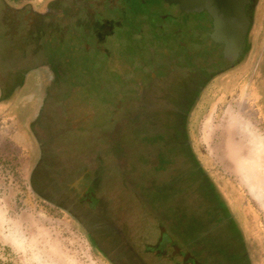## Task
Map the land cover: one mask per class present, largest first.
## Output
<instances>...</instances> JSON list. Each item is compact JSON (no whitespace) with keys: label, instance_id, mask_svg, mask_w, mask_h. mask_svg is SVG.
Segmentation results:
<instances>
[{"label":"flooded vegetation","instance_id":"af4514ba","mask_svg":"<svg viewBox=\"0 0 264 264\" xmlns=\"http://www.w3.org/2000/svg\"><path fill=\"white\" fill-rule=\"evenodd\" d=\"M3 2L17 32L34 31L31 33L46 36L49 64L55 67L53 76L60 74L64 66L65 56L57 54L62 42L67 51L69 47L80 50L91 70L92 64L99 68L96 79L87 68L74 69L75 75L82 69L90 76L78 79L83 80L80 86L86 95L84 100L92 101L88 95L109 93L101 102L105 111L100 116L112 125L111 135L114 120L120 115L151 173L146 174L139 190L133 188V199L138 195L143 202L136 200L139 209H115L108 191L114 186L111 164L115 159L109 154L103 156L102 150L96 149L98 155L78 158V165L82 162L79 167L71 161L50 162L33 124L48 100L47 92L65 105L74 90L51 86L28 124L38 145V157L30 174L36 194L76 219L113 264H184L182 256L172 253L174 245L182 253L190 252L201 264H264V228L255 227L245 203L235 205L238 196H232L204 163L191 136L192 117L205 101L210 85L217 81L228 87L237 72L253 64L248 63L249 58L256 53L252 51L258 48V37L264 34V1L250 0L247 4L250 22L243 50L231 63L226 62L222 45L209 36L212 19L206 12L178 15L176 6L162 0H46L40 9L34 0ZM156 30L162 35L152 47L154 59L147 45L151 32ZM134 32L142 36L143 45L134 42ZM71 34L76 38L72 39ZM119 35L124 41L112 46ZM170 56L174 60L165 65ZM12 70L15 75L20 68ZM22 74L23 82L13 79L10 85L16 83L9 89L0 83V102L17 100L27 71ZM104 88L106 93H102ZM58 89L65 96L56 99ZM82 112L83 118L96 111L86 107ZM77 167L79 170H75ZM120 167L119 174L125 179L119 185L123 186L125 180L124 186L128 187L130 175L124 170L129 167ZM150 203L160 209H151ZM152 212L156 215L157 233L150 231ZM132 214L139 216L137 237L130 231ZM160 226L164 227L162 234Z\"/></svg>","mask_w":264,"mask_h":264},{"label":"rangeland","instance_id":"374dc122","mask_svg":"<svg viewBox=\"0 0 264 264\" xmlns=\"http://www.w3.org/2000/svg\"><path fill=\"white\" fill-rule=\"evenodd\" d=\"M4 1L14 3V0ZM34 1H38V9L46 2ZM6 7L0 0V83L9 89L16 82H23L22 72L27 71V75L17 100L0 102V264H113L95 247L76 219L33 190L30 174L38 157V145L28 124L43 103L47 89L63 85L69 91L73 87V95L65 105L47 92L48 100L34 124L38 129L36 135L43 145L44 156L53 164L71 161L76 167L79 157L98 155L96 149H101L103 156L109 154L108 157L115 159L111 164L114 186L108 189L115 209H139L136 200L143 203L138 195L133 199L136 193L133 188L139 190L146 174L151 175L145 168V157L126 131L120 115L116 116L110 135L112 125L100 116L105 111L100 107L101 102L109 93L88 95L92 101L84 100L86 95L80 86L83 80L78 79L90 76L96 79L99 68L92 64L91 70L80 50L69 47L67 51L62 42L57 54L65 56L64 66L59 69L60 74L53 76L55 67L49 64L46 36L31 33L34 31L17 32L18 27L9 20ZM71 38L76 36L71 34ZM258 38V48L252 51L256 53L248 61L253 64L237 72L228 87L217 81L210 85L205 101L192 117L191 136L204 163L228 187L232 196H238L235 205L245 203L255 227L264 228V34ZM120 39L116 38L111 45L115 47ZM80 66L87 68L90 76L82 69L75 75L74 69ZM18 68V74L10 72ZM13 79L16 82L11 86ZM58 90L56 99L65 96ZM86 107L96 112L82 118ZM89 149H93L91 154ZM120 165L129 167L124 170L130 175L128 187L124 186L125 180L123 186L119 185L125 179L119 174ZM78 167L75 170H79ZM150 208L160 209L151 203ZM138 217L132 214L130 219L134 237L140 234ZM155 217L152 212L150 231L157 233ZM162 223L169 227L165 221Z\"/></svg>","mask_w":264,"mask_h":264},{"label":"water","instance_id":"95a60500","mask_svg":"<svg viewBox=\"0 0 264 264\" xmlns=\"http://www.w3.org/2000/svg\"><path fill=\"white\" fill-rule=\"evenodd\" d=\"M167 4L177 7L178 15H185L191 12H206L212 19V30L209 33L210 38L216 43L222 45V53L225 55L226 62L236 60L243 50V43L249 26V19L246 14V6L250 0H162ZM162 32L156 30L151 32L148 42L151 48L149 54L154 58L152 47L159 42ZM119 45L124 41L119 35ZM135 43H141L142 36L138 32L132 33ZM134 43V44H135ZM138 51V46H135ZM155 59V58H154ZM174 59L170 56L165 65ZM161 234L164 233V227L160 226ZM173 254L182 256V262L186 264H201L190 252L182 253L178 246H173Z\"/></svg>","mask_w":264,"mask_h":264},{"label":"trees","instance_id":"16d2710c","mask_svg":"<svg viewBox=\"0 0 264 264\" xmlns=\"http://www.w3.org/2000/svg\"><path fill=\"white\" fill-rule=\"evenodd\" d=\"M36 122H37V120L34 122V124L36 125ZM34 124H33V127H34ZM34 130H35V132H38V129L36 128V127H34ZM36 134V133H35ZM39 138V137H38ZM40 139V138H39ZM41 146H43L42 145V143H41Z\"/></svg>","mask_w":264,"mask_h":264},{"label":"bare ground","instance_id":"6f19581e","mask_svg":"<svg viewBox=\"0 0 264 264\" xmlns=\"http://www.w3.org/2000/svg\"><path fill=\"white\" fill-rule=\"evenodd\" d=\"M240 130V129H239ZM242 141H244V140H242ZM263 154V153H262ZM18 235H20V234H18ZM18 239H19V237H18Z\"/></svg>","mask_w":264,"mask_h":264}]
</instances>
